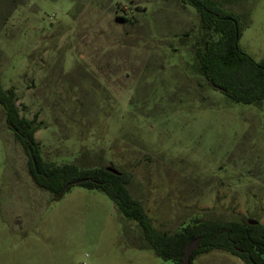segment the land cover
<instances>
[{"label": "rangeland", "instance_id": "obj_1", "mask_svg": "<svg viewBox=\"0 0 264 264\" xmlns=\"http://www.w3.org/2000/svg\"><path fill=\"white\" fill-rule=\"evenodd\" d=\"M236 13L240 46L264 59V0ZM201 14L185 0H0V84L41 128L55 165L114 166L153 226L264 225V104L236 102L199 68ZM0 264H174L106 193L39 187L0 106ZM194 264H247L224 249Z\"/></svg>", "mask_w": 264, "mask_h": 264}, {"label": "trees", "instance_id": "obj_2", "mask_svg": "<svg viewBox=\"0 0 264 264\" xmlns=\"http://www.w3.org/2000/svg\"><path fill=\"white\" fill-rule=\"evenodd\" d=\"M201 14V47L196 58L202 73L216 88L236 102L264 104V59L256 61L240 46L243 26L239 16L215 0H185ZM0 106L6 123L24 146L30 158L34 182L51 191L56 199L68 191L76 180L89 189L100 190L111 197L116 209L128 221H135L157 255L183 264L187 246L200 238L191 256L195 258L212 249H224L238 255L247 264H264V225L249 221L196 220L171 233L156 229L144 204L130 190L132 174L109 170V167L81 168L74 163L55 165L41 156V143L36 138L41 128L37 115H21L14 88L0 84ZM36 162V164H35ZM115 168V167H114Z\"/></svg>", "mask_w": 264, "mask_h": 264}, {"label": "water", "instance_id": "obj_3", "mask_svg": "<svg viewBox=\"0 0 264 264\" xmlns=\"http://www.w3.org/2000/svg\"><path fill=\"white\" fill-rule=\"evenodd\" d=\"M35 164H36V162H35ZM109 170H111V171H113V172H116V173L119 172V171H118L116 168H114V167H109ZM83 181H84V179H79V180H76V181L74 182V184H79V183H81V182H83ZM249 222H250L251 224H256V223H258L257 220H253V219H252V220H249ZM199 240H200V238H196L194 241H192V242L187 246L186 251H185V254H184V261H183V264H191V256H192L194 250L197 248V246H198V244H199Z\"/></svg>", "mask_w": 264, "mask_h": 264}, {"label": "crops", "instance_id": "obj_4", "mask_svg": "<svg viewBox=\"0 0 264 264\" xmlns=\"http://www.w3.org/2000/svg\"><path fill=\"white\" fill-rule=\"evenodd\" d=\"M33 178V177H32Z\"/></svg>", "mask_w": 264, "mask_h": 264}]
</instances>
